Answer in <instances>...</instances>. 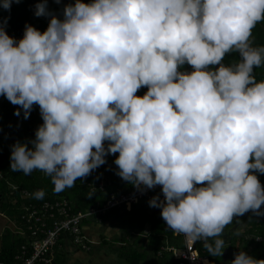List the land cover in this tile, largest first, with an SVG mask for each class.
<instances>
[{"label": "clouds", "instance_id": "obj_1", "mask_svg": "<svg viewBox=\"0 0 264 264\" xmlns=\"http://www.w3.org/2000/svg\"><path fill=\"white\" fill-rule=\"evenodd\" d=\"M34 14L50 17L47 29L26 24L19 41L0 21V95L24 119L38 105L43 120L35 139L11 146V171L41 170L59 193L119 153L123 180L161 186L163 200L148 203L175 232L220 237L234 216H264L250 174H264V81L253 75L264 47L249 44L264 0H76L63 19L41 0ZM233 50L239 62L225 66ZM185 62L191 73L178 71ZM205 247L222 254L224 241ZM230 264L264 260L241 251Z\"/></svg>", "mask_w": 264, "mask_h": 264}, {"label": "trees", "instance_id": "obj_2", "mask_svg": "<svg viewBox=\"0 0 264 264\" xmlns=\"http://www.w3.org/2000/svg\"><path fill=\"white\" fill-rule=\"evenodd\" d=\"M38 2H41V0H20L19 3L15 2L13 5H11L10 11L0 8V21H2L3 18H8L6 28H14L17 32H24L26 24L32 25L39 31L45 30L48 27L50 17H37L34 14L35 5ZM75 2L76 0H59V2H57V0H47V8L57 18L63 19L64 7L68 4L74 5ZM82 2L91 3L92 0H82ZM0 3H3V0H0ZM249 44L253 48L264 47V21L258 22L252 29V35L249 37ZM239 59V54L235 50H233L231 53L225 54V57L221 61V63L225 66H232L239 62ZM181 66L182 69L178 70L181 73H191L194 70L192 66L187 62H185ZM209 68L214 70V66H209ZM253 75L255 76L257 82L264 81V61H262L260 67L254 69ZM147 91V86H142L140 89H138L136 95L142 97ZM19 107L20 106L18 105L11 104L5 96L0 95L1 213L6 214L7 216L22 224L21 213L24 210V205L34 201L38 202V200H35L33 198L24 199L20 195L21 189H28L32 192L36 190H43V199L52 200L59 197H65L70 201L71 204L75 206L76 209L87 210L90 207L95 206L96 203L103 202L108 197L111 191H122L126 187L133 186L116 174L118 171V166L114 163V160L119 155V153L107 155L105 158V164L93 170L86 177L78 178L72 188H66L59 193L54 192V185L51 182V177L41 170H33L30 175H25L23 172L11 171V146L17 141L24 143L31 139H35L36 129L38 128V126L43 124L38 105H33L28 119H24L22 109L19 116L14 114L16 109ZM107 144L108 142L105 141V147H107ZM29 147H31L30 144ZM103 177H106V181L110 182L111 184H106L103 189H100L98 183L102 180ZM90 182L94 186L92 190L89 186ZM261 185L262 188H264V178L261 182ZM197 186L199 187V185ZM10 191L14 192V195H10ZM146 201L149 202V200ZM120 208L125 207L123 206ZM113 210L114 209H112L111 211ZM158 210L161 212V209ZM261 210H264V204L261 205ZM110 212H108L106 215H108ZM106 215L103 216V219L106 217ZM87 219L92 220V218ZM87 219H84V222ZM157 221L161 222V227L159 228L158 226V229L156 228L158 230V233H164L172 236L171 229L167 227L166 222L163 220L162 216L154 219V222L157 223ZM163 221L165 222V224L163 223ZM21 228L23 230H26L24 224L21 225ZM263 232L264 216H257L251 210H249L243 215L234 216L232 223L225 226L220 237H208L204 241H198L197 247L200 254L207 257L209 262H212L213 264H230V262L225 261L226 259L224 258L225 256H229L228 252H235V254H238L239 252L243 251L254 259L264 260V242L255 241V236ZM28 235L29 234H27V237ZM61 237H63L62 234L58 236L55 246L59 244V240ZM67 238L70 240V237ZM27 239L29 240V237ZM216 239H223L224 249L222 254L213 255L205 247V244L214 246V242ZM25 241L26 238L24 234H19V236H17L16 234H12L11 231L10 235L5 232L2 235L0 242V264H18V260L15 258V255L19 253V247L21 244L26 243ZM70 243L72 246L82 251H86L83 250L80 246L73 244L71 240ZM158 243H156L157 246H159Z\"/></svg>", "mask_w": 264, "mask_h": 264}, {"label": "built area", "instance_id": "obj_3", "mask_svg": "<svg viewBox=\"0 0 264 264\" xmlns=\"http://www.w3.org/2000/svg\"><path fill=\"white\" fill-rule=\"evenodd\" d=\"M5 30L10 37H14L17 41L24 36L23 31L17 32L14 28H6ZM45 30L40 32L43 33ZM250 174H255L260 183L264 178V174L254 170H250ZM106 180L107 178L103 177L98 183L100 189H103L106 184H111ZM89 186L91 190L94 187L91 182ZM37 191L20 190V195L24 199L33 198L38 200V202L34 201L25 204L21 213L22 224H24L26 230L20 228L18 233L25 235L26 243L20 245L19 253L15 255L18 264H50L52 262L51 249L55 246L60 234L70 237L73 244L89 251L97 242L85 235L83 231L84 219L92 218L93 221L101 222L103 216L112 209L123 206L127 209L141 199L150 200L156 195H159L161 200L164 198L159 185L144 191L137 190L134 186H131L124 188L122 191H111L103 202L96 203L95 206L87 210H78L65 197L52 200L36 199L34 198V193ZM10 192V194L14 193ZM171 233L182 241V246L179 248L171 246L161 248L173 253L176 264H209L208 258L201 255L197 247L198 241H204L206 237L193 239L173 230H171ZM27 234H29V240L27 239ZM255 241L264 242V232L257 234Z\"/></svg>", "mask_w": 264, "mask_h": 264}, {"label": "crops", "instance_id": "obj_4", "mask_svg": "<svg viewBox=\"0 0 264 264\" xmlns=\"http://www.w3.org/2000/svg\"><path fill=\"white\" fill-rule=\"evenodd\" d=\"M116 211H119L120 213L136 212V215L144 220L161 216V212L158 209L150 207L148 201L141 200L127 209H114L106 215L101 222L87 219L85 220L83 231L88 238L96 241L97 244L92 246V250L90 251H82L72 246L70 240L63 235V237L59 240V244L51 250L52 262L50 264H110L111 259L114 257L117 259H123L129 264H176L173 253L161 248L170 246L175 247L171 244V242L176 237L173 236L172 233V236L164 233H158L157 227H161V222H158V226L156 227L157 229L151 231L153 228L149 227L150 231L142 233V239H148L149 244L152 245L149 250L141 249V251L135 255H133L132 252H129L127 248L132 246L134 243L129 239L128 234L124 233L126 227H124V222H122L120 215H116L118 214L115 213ZM4 217L8 219L11 225L12 221H14L12 228L8 229L12 234L19 236L20 233H18V231L22 224L0 212V225H4V223H6ZM138 231L139 230L135 229L134 233L137 234L139 233ZM3 233L5 232L1 229L0 242ZM161 237L165 240L162 241ZM179 242L182 246V241L180 239ZM156 243H158L159 246H157ZM166 258H169L170 262L164 261ZM224 258L226 259L225 261L228 262L233 260V258L229 256H225ZM209 264L213 263L209 262Z\"/></svg>", "mask_w": 264, "mask_h": 264}, {"label": "rangeland", "instance_id": "obj_5", "mask_svg": "<svg viewBox=\"0 0 264 264\" xmlns=\"http://www.w3.org/2000/svg\"><path fill=\"white\" fill-rule=\"evenodd\" d=\"M178 69L181 70L182 66H179ZM10 195H14V193L10 194ZM115 213H118L116 215H120L122 222H124V227H126L124 233L128 234L129 239L132 240L134 243V244H132V246L127 248V250L129 252H132L133 255L140 252L141 249L149 250L152 245L149 244L148 239H142L141 236L143 235L142 233H144V232L146 233V232L150 231L149 227L153 228V229H151V231L156 229V227L158 226L157 225L158 221H157V223L154 222L155 217H152L148 220H144V219H141L140 217H138L136 215L137 214L136 212H134V213L133 212L120 213L119 211H116ZM4 220L6 221V223H4V225H0V230L2 229V230H4V232H7L10 235V230L8 228H12L14 221H12V225H11L6 217H4ZM163 223L165 224L164 221H163ZM135 229L139 230L138 231L139 233H137V234L134 233ZM1 238H2V236H1ZM161 240L164 241L165 239L161 237ZM171 244H173L177 248L181 247L179 239H177V238H174L172 240ZM228 255H229V257H232L233 259H235V252H233V253L228 252ZM164 261L170 262V259L166 258ZM110 264H129V263L128 262L126 263L125 260H123V259H117L116 257H114L113 259H111Z\"/></svg>", "mask_w": 264, "mask_h": 264}, {"label": "water", "instance_id": "obj_6", "mask_svg": "<svg viewBox=\"0 0 264 264\" xmlns=\"http://www.w3.org/2000/svg\"><path fill=\"white\" fill-rule=\"evenodd\" d=\"M92 2H93V0H92ZM14 3H15V2H13L12 5H13ZM0 4H2V3H0ZM216 68H218V65H215V66H214V70H215Z\"/></svg>", "mask_w": 264, "mask_h": 264}]
</instances>
